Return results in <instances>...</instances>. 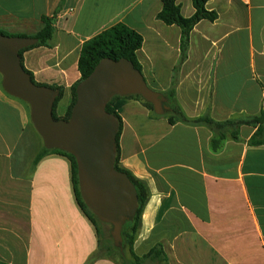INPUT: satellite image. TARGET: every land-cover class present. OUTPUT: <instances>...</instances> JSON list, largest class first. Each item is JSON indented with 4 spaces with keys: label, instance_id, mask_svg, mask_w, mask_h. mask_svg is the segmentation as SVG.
<instances>
[{
    "label": "crops",
    "instance_id": "1",
    "mask_svg": "<svg viewBox=\"0 0 264 264\" xmlns=\"http://www.w3.org/2000/svg\"><path fill=\"white\" fill-rule=\"evenodd\" d=\"M178 4L184 17L195 14L192 0ZM162 8L163 0H0V32L35 37L42 19L56 16L49 46L24 51L22 63L36 84L63 88L58 117L81 78L83 45L117 24L143 37L147 84L164 96L175 88L187 117L264 115V0H208L218 19L194 28L183 62L182 31L158 20ZM30 118L0 75V264H88L99 240L78 206L70 162L49 155L35 165L44 145L37 150ZM121 118L120 165L150 194L136 256L159 250L166 262L149 264H264V145L249 144L257 127L242 126L239 141L229 134L214 152L208 127L172 125L137 99L127 100Z\"/></svg>",
    "mask_w": 264,
    "mask_h": 264
},
{
    "label": "water",
    "instance_id": "2",
    "mask_svg": "<svg viewBox=\"0 0 264 264\" xmlns=\"http://www.w3.org/2000/svg\"><path fill=\"white\" fill-rule=\"evenodd\" d=\"M38 43L35 37L0 34V75L5 92L27 103L31 122L48 150L75 157L79 189L85 205L112 226L114 246L122 249L124 226L134 220L139 200L126 173L116 167L118 119L106 111L115 96L139 95L157 115L171 111L166 98L153 90L141 71L127 59L104 58L76 88L77 102L69 120H56L53 108L60 90L38 85L25 70L20 51Z\"/></svg>",
    "mask_w": 264,
    "mask_h": 264
},
{
    "label": "trees",
    "instance_id": "3",
    "mask_svg": "<svg viewBox=\"0 0 264 264\" xmlns=\"http://www.w3.org/2000/svg\"><path fill=\"white\" fill-rule=\"evenodd\" d=\"M192 1L195 9V14L190 18H186L182 15L181 7L178 4V0H163L162 11L158 14V20L163 22L165 25L177 26L182 31L181 42H180L181 62H183L187 57V51L190 44V35L194 30V28L202 21H208L213 23L218 19V14L216 12L209 11L207 9L208 0H192ZM58 12H56V14ZM55 17L56 16H53L51 18L44 17L42 19V22L44 24L43 29L39 34L35 36V38L38 39V43L32 47L21 50L20 51L21 60H22V53L24 51L37 47L49 46V42L54 34ZM0 34L9 36L3 32H0ZM143 43H144L143 37L139 33L128 28L124 24H117L111 29L103 32L102 34L98 35L92 40L86 42L82 47L79 64H78V70L81 74V78L71 88L72 101L69 106L68 112L64 117H58L57 115V106L63 97V88H55L60 90V96L57 98L54 104V108H53L54 118L56 120L70 119L73 107L77 102V94H76L77 86L91 75V73L94 71V69L102 59L109 58L117 61L124 58L131 61L134 64L135 68L142 72V67L138 60V52L142 49ZM28 73L32 77V74L30 72ZM32 80L34 81L33 77ZM165 98L167 101V105L171 108V111L165 114V116L168 118L169 123L172 125L177 123H182L190 126L208 127L213 133V138L211 140V148L214 152H218L223 149L224 143L228 139L229 134L231 135L232 139L239 141L238 138L239 130L242 126L257 127L256 133L249 141V144L251 146L264 145V115L248 118L244 120H230L226 122H216L209 115H205L199 118H189L186 116L180 105L177 103L175 88H172L170 91H168L165 94ZM129 99L139 100L144 105V107H146L150 112L156 114L154 112L153 105L146 102L139 95L127 96V97L115 96L106 107V111L109 114L114 115L119 121V132L116 140L118 151H117L115 167L119 172L126 173L129 176L130 180L132 181V183L136 188L138 200H139V208L134 220L129 221L124 226L122 233L123 236L122 249L116 248L111 238H105L101 229L99 228L100 221L85 205L79 189L77 161L73 155L68 154L61 150H57V149L48 150L45 147H43L42 150L37 154L34 162L35 165H37L44 157L49 155H60L67 158L68 161L70 162L72 184L78 206L80 207L81 211L84 213L86 218L90 221V223L94 226L96 230L99 240L98 252L102 251L101 245H103V249L105 251V254L98 255L97 253L93 255L92 258L88 261V264H91L92 262L96 261V259L98 258H107L115 261L112 258L114 253H118L119 257L123 261L119 264H144V262L149 259L153 261H162L164 263L166 262L163 251L155 250L145 258H139L136 256L133 250L136 235L141 227L142 215L144 213L145 206L149 200L150 194L146 183L135 178L129 171L124 169L119 162V139L123 126L121 113L127 100ZM127 249L133 258V260H131L130 262H127L124 258V254Z\"/></svg>",
    "mask_w": 264,
    "mask_h": 264
},
{
    "label": "rangeland",
    "instance_id": "4",
    "mask_svg": "<svg viewBox=\"0 0 264 264\" xmlns=\"http://www.w3.org/2000/svg\"><path fill=\"white\" fill-rule=\"evenodd\" d=\"M27 104V103H26ZM28 105V104H27ZM28 108H29V110H30V114H31V109H30V106L28 105ZM31 117V116H30ZM30 120H31V118H30ZM30 128H31V134H34L35 135V137H34V139H35V145H36V148H37V150H40L42 147H43V145H44V143H43V140H42V138L40 137V135L36 132V130H35V128H34V126H33V124H32V122L30 121ZM99 228L101 229V231H102V233H103V235L105 236V238H111L112 239V237H111V231H112V226L110 225V224H105V223H102V222H100V224H99ZM113 240V239H112ZM101 248H102V251L101 252H96V254L98 253V255L100 254V255H102V254H105V251H104V249H103V245H101ZM112 258L116 261V262H118V263H121V262H123L122 260H121V258L119 257V254L118 253H114V255L112 256ZM124 258H125V260L127 261V262H130L131 260H133V258H132V256H131V254L129 253V251H128V249L126 250V252H125V254H124ZM144 264H149V262L148 261H145L144 262Z\"/></svg>",
    "mask_w": 264,
    "mask_h": 264
},
{
    "label": "bare ground",
    "instance_id": "5",
    "mask_svg": "<svg viewBox=\"0 0 264 264\" xmlns=\"http://www.w3.org/2000/svg\"><path fill=\"white\" fill-rule=\"evenodd\" d=\"M151 240V239H150ZM149 241V240H148Z\"/></svg>",
    "mask_w": 264,
    "mask_h": 264
}]
</instances>
